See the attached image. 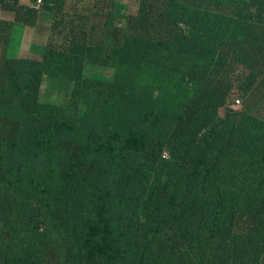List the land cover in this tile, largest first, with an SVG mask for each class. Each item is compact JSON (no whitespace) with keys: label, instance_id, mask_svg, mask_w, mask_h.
<instances>
[{"label":"trees","instance_id":"trees-1","mask_svg":"<svg viewBox=\"0 0 264 264\" xmlns=\"http://www.w3.org/2000/svg\"><path fill=\"white\" fill-rule=\"evenodd\" d=\"M31 4L0 0V264H264V0Z\"/></svg>","mask_w":264,"mask_h":264},{"label":"rangeland","instance_id":"rangeland-1","mask_svg":"<svg viewBox=\"0 0 264 264\" xmlns=\"http://www.w3.org/2000/svg\"><path fill=\"white\" fill-rule=\"evenodd\" d=\"M124 1L125 0H121ZM22 4L30 5L31 0H21ZM37 24L34 27L16 25L14 31V41L11 46L10 55L18 58H29L41 60L44 55L50 28L52 15L48 12H41ZM0 18L12 20L13 15L0 10ZM114 75L113 68L97 69L88 66L86 77L90 80L111 81ZM75 84L64 79L45 77L40 96L41 102L69 106ZM85 109L84 101L81 105V112Z\"/></svg>","mask_w":264,"mask_h":264},{"label":"built area","instance_id":"built-area-1","mask_svg":"<svg viewBox=\"0 0 264 264\" xmlns=\"http://www.w3.org/2000/svg\"><path fill=\"white\" fill-rule=\"evenodd\" d=\"M44 4V0H36L35 2H33L31 4L32 8L36 9V10H40L41 7L43 6ZM240 106V102L237 101L236 105H235V108H239Z\"/></svg>","mask_w":264,"mask_h":264}]
</instances>
